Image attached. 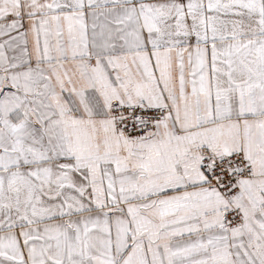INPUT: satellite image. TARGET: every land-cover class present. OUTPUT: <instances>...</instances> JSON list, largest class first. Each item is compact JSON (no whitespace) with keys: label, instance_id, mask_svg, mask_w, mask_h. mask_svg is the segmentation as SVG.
Here are the masks:
<instances>
[{"label":"snow or ice","instance_id":"obj_1","mask_svg":"<svg viewBox=\"0 0 264 264\" xmlns=\"http://www.w3.org/2000/svg\"><path fill=\"white\" fill-rule=\"evenodd\" d=\"M0 264H264V0H0Z\"/></svg>","mask_w":264,"mask_h":264}]
</instances>
